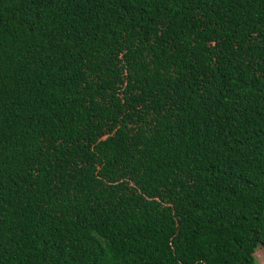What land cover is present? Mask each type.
<instances>
[{
  "label": "trees",
  "instance_id": "trees-1",
  "mask_svg": "<svg viewBox=\"0 0 264 264\" xmlns=\"http://www.w3.org/2000/svg\"><path fill=\"white\" fill-rule=\"evenodd\" d=\"M264 0H0V264H257Z\"/></svg>",
  "mask_w": 264,
  "mask_h": 264
},
{
  "label": "rangeland",
  "instance_id": "rangeland-1",
  "mask_svg": "<svg viewBox=\"0 0 264 264\" xmlns=\"http://www.w3.org/2000/svg\"><path fill=\"white\" fill-rule=\"evenodd\" d=\"M254 256L257 260V264H264V254L262 250L258 249L255 253Z\"/></svg>",
  "mask_w": 264,
  "mask_h": 264
}]
</instances>
